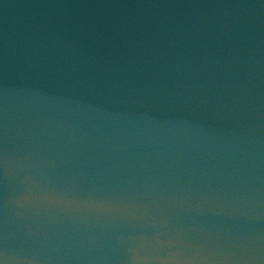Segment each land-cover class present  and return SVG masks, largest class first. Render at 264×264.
I'll return each mask as SVG.
<instances>
[{"label": "water", "instance_id": "obj_1", "mask_svg": "<svg viewBox=\"0 0 264 264\" xmlns=\"http://www.w3.org/2000/svg\"><path fill=\"white\" fill-rule=\"evenodd\" d=\"M0 264H264V0H0Z\"/></svg>", "mask_w": 264, "mask_h": 264}]
</instances>
